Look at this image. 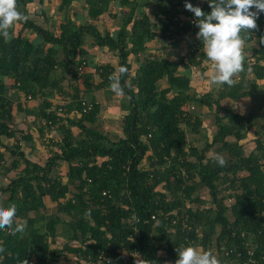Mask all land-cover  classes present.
Segmentation results:
<instances>
[{
  "label": "trees",
  "instance_id": "16d2710c",
  "mask_svg": "<svg viewBox=\"0 0 264 264\" xmlns=\"http://www.w3.org/2000/svg\"><path fill=\"white\" fill-rule=\"evenodd\" d=\"M30 1L17 0L18 10L25 13ZM146 1L147 8L156 4L152 16L162 23L163 30L175 24L177 34L189 32L190 22L180 26L173 21L179 13L194 16L186 10L185 0ZM72 2L62 0L60 10L66 13ZM188 2L193 4L195 0ZM86 3L87 17L92 19L109 12L113 3L128 9L121 17L117 35L101 32L87 22V17L78 22L65 15L57 33L29 18L15 25L10 42L0 37V175L2 172L9 181L0 185V195L8 196L6 207L16 205L15 223L24 220L27 225L24 234L0 230V245L5 248L0 253V264H21L23 259L28 264L33 260L31 264H59L61 251L52 248L49 239L55 241L61 224H67L71 241L76 242L65 249L80 264H106L98 261L102 251L110 257L109 264H136V259L144 264H175L176 248L189 245L217 251L222 264H254L250 260L264 264V143L257 140L255 150L246 154L241 142L252 129L251 118L238 113L221 114L223 100L248 98L264 81V12L257 18V29L242 33L247 37L245 44L258 39L259 46L253 48L254 61L244 62V71L234 78L235 86L223 85L217 96L212 92L200 96L193 90L190 66L209 61L201 40L195 39L198 44L185 70L168 57L145 56L140 62L148 51L147 44L157 36L140 0ZM201 8L211 12L207 0ZM191 27L197 35L196 24ZM27 30L37 34L41 43L26 38L23 32ZM88 38L95 46L116 51L118 63L98 66L102 82L90 85L85 81L86 87L104 89L110 85L111 73L120 66L128 68L121 78L122 86L131 85L124 87L125 137L117 141L98 127L101 105L83 95L79 98L75 84L71 85L73 99L56 95L63 92L55 72L70 74L75 83L81 67L90 65L85 49ZM60 54L62 61H58ZM131 56L139 60L134 74ZM249 70L251 79L247 77ZM5 78L13 80L12 88L26 98L42 100L38 111L26 109L27 114L43 121L41 133L47 128L59 129L61 138L54 143L56 150L44 164L32 161L23 149L22 141L32 142L33 136L13 127L14 105L6 94ZM54 95L61 101L51 102ZM81 99L90 101L93 108L83 112ZM188 105L215 108L218 130L203 149L188 142L183 125L191 127L193 133H198L202 125L193 112L185 111ZM59 107H63L62 113L57 112ZM17 108L22 111V104L18 103ZM3 138L14 139L15 143L10 146ZM216 145H220L218 151L227 161L224 167L209 156ZM5 152L12 157L10 165L5 163ZM145 158L149 167H143ZM62 164L67 166L65 177L58 174ZM12 172L16 176L10 178ZM202 187L209 191L211 206L199 194ZM47 198L56 204L55 214L44 212ZM227 200L232 204H226ZM88 210L90 216L86 217Z\"/></svg>",
  "mask_w": 264,
  "mask_h": 264
},
{
  "label": "rangeland",
  "instance_id": "374dc122",
  "mask_svg": "<svg viewBox=\"0 0 264 264\" xmlns=\"http://www.w3.org/2000/svg\"><path fill=\"white\" fill-rule=\"evenodd\" d=\"M61 0H48L47 3L48 7L47 8V14L49 15V17L47 16V14L45 15H39L37 16V14H34V10L37 9V11L39 12V8H40V3L38 0H35V2L33 3V7H26L25 10V15H27L29 18H34L32 19L33 21H35L38 25L44 27V28H51L53 29L55 32L59 27V24L61 23V21H63V17L67 14L69 17L72 16V18H74V20H76V17L74 14H76L75 12H79L80 11V7L79 9L75 8L74 5H72V7H69V9L67 10V12L65 13V11H61L58 10V6H59V2ZM83 0H80V6L82 4ZM141 5H146L145 3L147 2L146 0H140ZM157 8L155 3H152L150 7L147 8V11L149 15H151V20L154 23V29L157 31L158 35L161 36L162 38L159 39V42H161V44L163 45V49L161 50V48H159V50L156 49V46H158L155 42H149L151 43V47L154 48L153 50H149L151 52H146V55L141 57L140 62L142 61V59L145 56L151 57V58H162V57H168L170 60H174L178 63L181 64L180 66V70H185V68H187V66H189L186 62H188V58L189 55L191 53V51L193 49H195V47H197V42L195 41V39L197 38V35L194 34V28L187 26V28L189 29V32L187 34H177V27L175 24H171V25H167V29L168 30H163L164 26L162 25V23H160L159 21H157V19L154 18V16L152 17V13L153 11ZM142 9V8H141ZM180 10H183L182 8H179ZM78 10V11H77ZM143 10V9H142ZM81 12V11H80ZM122 12V11H120ZM74 13V14H73ZM83 13V12H82ZM122 14L124 15L125 12ZM180 14V15H179ZM178 15L175 14V17L173 18L174 22H177L179 25L183 19V14L179 13ZM66 15V16H67ZM37 16V17H36ZM161 20H163L165 23H168L167 19L160 15ZM184 20V19H183ZM113 21V20H112ZM80 22V21H78ZM119 23H121V19H115L112 22L111 27L113 26H117L119 25ZM105 23H103L104 26ZM186 24V23H184ZM178 25V26H179ZM20 31V25H17L16 27V32ZM23 35L28 38L31 39L33 41L37 43H41V38L39 39V37H37V39H35V34L33 32H31L30 30H27L26 32H23ZM93 42L92 39L88 38L85 45L87 47H90L91 43ZM155 44V46H154ZM161 46V45H160ZM259 46V40L255 39L249 43H246L244 45L243 48V55H244V62L246 63H251L253 60V56H252V52H253V48H256ZM171 53V54H170ZM62 54H60L58 61H62ZM130 62L132 64V74H134L136 72V70L139 68V60H136L135 56H131L130 57ZM182 61V62H181ZM184 62V64H183ZM115 66H117V62H113ZM106 65V64H103ZM113 65V66H114ZM98 66V63H96V65H94L93 67L96 68ZM195 67V68H194ZM191 68V80H192V87L193 90L198 94V95H204L207 94L208 92H212L215 94V96H217L219 90L221 89V87H217L214 86L210 83L209 77L213 71L212 66H211V62L210 61H206L204 62L201 66H190ZM194 68V69H193ZM82 70V69H81ZM81 70L78 71V75H79V80L76 81L75 83H73L74 81L70 78V74L66 73H61L60 71L55 72L54 73V77L58 78L60 81V84L62 85V92L60 94H56L62 98H65V100H67V98L73 99V95H75V92L73 91V89L71 88L72 84H75L76 87L79 89V95L78 97L81 98L82 97V87H84L83 85V80H84V75L82 76L81 73H83ZM94 70L92 73V77L94 75ZM247 77L249 79L253 78V75L251 73V71L249 70L247 73ZM235 79L239 78V74L237 76L234 77ZM1 79V78H0ZM5 83L8 85L7 88V95L10 97V99L13 102L14 105V119H13V125L17 128H23L24 130H27V126L25 124V120L27 119V122L30 123L29 125H34L33 127L35 128L32 129L34 131V134H36V136L34 137V141L32 142H28V145L23 144V149L26 152L27 155L30 156L31 159H34L33 157H37L38 160H40L42 163H45L46 160L49 158V156L51 155V152H53V149L55 148V142L58 140L59 136L57 133H53L52 130H50V128L45 129V134L44 137H39L38 134V130L36 129V127L38 128V124L40 123L39 121H37L36 117L33 115L32 118H29V116H32V114H27L25 111L20 112L17 108L18 103L22 104L27 110H33L35 109V107H32V101L26 100L24 94H21L20 92L18 93L15 89L12 88L14 82L13 80L10 81L9 79H5ZM260 84V89L256 92L251 94L248 98H245L241 101L235 102L232 101L230 99H226L223 100L222 103V110H221V114L223 116H226L228 114H232V113H238L242 116L245 117H249L252 120L253 126L252 129L249 130L247 138L244 139L241 144H243L244 146V150L246 154H249L251 152H253L257 146V140H261L264 143V81L259 82ZM161 86H165V82H161ZM110 93H106L105 99L107 100L106 104L107 106H121V104L123 103L124 100H127V97L125 95L121 96H116L115 93H113L112 91H109ZM54 95V98L52 101L57 102V101H61L59 100L58 96ZM69 100V99H68ZM89 100V99H88ZM42 104V100H38L37 104ZM195 109L192 110V114L194 117H199L202 120V125L199 129L198 133H193L191 127L185 126L183 125L184 129L187 132V137H188V142L189 144H192L196 147H198L199 149H203L207 140H212L214 134L217 132V126H216V118H215V108L213 109H209L208 107H200L197 105H194ZM39 107H36V111H38ZM29 115V116H27ZM120 118V117H119ZM228 120V118H226ZM66 120V119H65ZM122 119H114V120H110V128H113L111 130H113V132H116L117 129H119L120 125L122 127ZM100 125V124H99ZM100 129L101 127H105L107 128L108 126H98ZM39 129V128H38ZM75 133H77V129H73ZM51 134L53 135L51 137ZM36 139V140H35ZM3 142L7 143V144H13L15 141L14 140H8L6 138H3ZM27 143V142H25ZM34 145L36 148V150L41 151V153H38L35 155L34 153L30 152V146ZM220 145H216L212 152H210L209 156H214L215 154H221L218 149H219ZM0 149L2 150V148L0 147ZM40 149V150H39ZM6 155V160L5 163L7 165H10L11 161H12V157L10 156V154L8 152H5ZM32 155V156H31ZM222 155V154H221ZM150 163L147 160V158L144 159L143 161V167H149ZM67 171V166L62 164L59 170L60 175L65 176L64 174ZM56 174V172H54ZM245 173H240V175H244ZM3 173L1 172L0 175V185H4L7 184L9 181L3 177ZM11 176H15L14 173L11 174ZM199 194L202 195L203 198H205L206 200V205L207 206H211V198L209 195V191L206 188H201ZM7 195H0V206H4L6 207L7 204ZM47 202V208L44 210V212L49 215L51 214H55L57 212V206L55 203H52L51 201H49V199H46ZM226 204L231 205L232 201L231 200H227ZM63 218V220L66 222L68 221V218L65 217L64 215L60 214ZM31 217L34 216V214H30ZM18 223H25L26 221L21 220L18 221ZM27 232V230H26ZM50 240V244L52 248H56L58 250L61 251V260L59 262V264H80L77 263L76 259L73 258V253H71L69 250L65 249V247L68 244H76V242L71 241V231L70 228L67 226V224H61L58 225V235L55 239V241L51 242ZM198 249L202 250L203 249L201 247H198ZM213 253L215 255H217V251L213 250ZM161 254H164L163 251H161ZM82 264V263H81Z\"/></svg>",
  "mask_w": 264,
  "mask_h": 264
},
{
  "label": "clouds",
  "instance_id": "9594fccd",
  "mask_svg": "<svg viewBox=\"0 0 264 264\" xmlns=\"http://www.w3.org/2000/svg\"><path fill=\"white\" fill-rule=\"evenodd\" d=\"M211 8L210 13H205L201 7L193 6L185 0L186 10L194 14V22L198 27L197 38L202 41L203 50L211 62L212 73L210 83L221 87L235 86L234 79L244 71L243 48L246 36L242 33H252L257 29V18L264 12V0H207ZM255 8V11L252 9ZM29 17L18 10L17 0H0V37L5 43L10 42L14 36L17 23L27 22ZM264 43V38L261 39ZM128 73L126 66L118 67L109 75L110 90L116 96L124 95V87L131 88L130 84H121V78ZM214 161L224 167L226 159L221 154L213 156ZM17 207L11 204L8 207L0 206V230L8 229L12 235L24 234L27 229L25 223H15ZM90 216V210L85 213ZM5 248L0 245V253ZM178 259L175 264H222V261L212 250H200L194 246L176 248ZM21 264H28L23 259ZM136 264H144L136 259Z\"/></svg>",
  "mask_w": 264,
  "mask_h": 264
},
{
  "label": "crops",
  "instance_id": "0c3cea01",
  "mask_svg": "<svg viewBox=\"0 0 264 264\" xmlns=\"http://www.w3.org/2000/svg\"><path fill=\"white\" fill-rule=\"evenodd\" d=\"M39 1V3H40V8H39V12L37 11V9L38 8H36V10H34V14H37V16H39V15H45V14H47V8H45V7H48V0H44L43 1V3L42 2H40V0H38ZM35 2V0H31L28 4H27V6L26 7H28V6H30V7H33V3ZM48 3V4H47ZM61 4H62V0L59 2V8H58V10H60V6H61ZM87 3H86V0H83V2H82V4H81V6H80V0H73V2L71 3V5L69 6V7H72V5H74L75 6V8H77V9H79V7H80V11L79 12H75L76 14H74L75 15V17H76V21H82L84 18L86 19V17H87V11H86V5ZM73 8V7H72ZM141 8L143 9V11H147V6L145 5V6H141ZM128 9H124V8H122V7H120V6H118L117 4H111V6H110V10H109V12H107V13H105L104 15H102L101 17H99L98 19H92V18H88L87 17V22H89V23H92V24H94V25H96L97 26V28L101 31V32H106V31H108V32H110L112 35H117V33H118V31H119V29H120V24L121 23H119V25H118V27L117 26H113V27H111V25H112V22L115 20V19H121V17L123 16V14H122V12L124 13H127L128 11H127ZM78 11V10H77ZM120 11H122V12H120ZM83 12V13H82ZM67 15V14H66ZM36 16V17H37ZM47 16L49 17V15L47 14ZM65 17V16H64ZM63 17V18H64ZM67 17H69L68 15H67ZM150 17H151V15H150ZM153 17V16H152ZM71 19H73L74 20V18H72V16L70 17ZM30 19H34L33 17L32 18H30ZM113 20V21H112ZM62 22V21H61ZM153 22V21H152ZM103 23H105L104 24V26H103ZM50 30H52V31H54L53 29H51L50 28ZM156 31V30H155ZM26 32V31H25ZM32 32V31H31ZM58 32V29L56 30V33ZM157 32V31H156ZM35 34V33H34ZM37 34H35V39H37ZM160 38H162L161 36H159L158 35V33H157V36H156V38H155V40H153L152 42H157L156 44L158 45V46H156V49L157 50H159V48H161V50L163 49V45L161 44V42H159V39ZM31 40V39H30ZM151 42V43H152ZM151 43H148L147 44V48H148V51L149 50H153L154 48H152L151 47ZM161 45V46H160ZM154 46H155V44H154ZM85 49L88 51V53H89V56H88V59H87V61H88V63L90 64V65H84V66H82L81 67V71L83 72V73H81L82 74V76L84 75V80H83V85H84V87H82V94H83V96H85V98H87V99H89V100H93L95 103H98V104H100L101 105V113H100V115H99V124L102 126V124H103V126H108L107 128H105V127H101V131L105 134V135H107L112 141H117V140H119V139H121V138H124L125 136H124V133H123V129H122V127H121V125H120V127H119V129H117V131L116 132H113V130H111V129H113V128H110L109 127V125L111 124L110 123V120L112 119V120H114V119H122V118H124V116L127 114V111H125L124 109H123V103L121 104V106H118V105H115V106H112V107H110V106H107V104H106V102H107V100L105 99V96H106V93L108 92V93H110L109 91H111L110 90V86H108V87H106V88H104V89H99V90H97V89H90L89 87H86V85L85 84H87V83H85V81H88V84H90V85H95V84H98V83H101L102 82V79H101V76H100V74L99 73H97V71H96V68L98 67V66H101V65H103V64H111V65H114V63L113 62H117L118 63V56H117V53H116V51L115 52H113V51H110L108 48H106V47H99V46H95L94 45V42H92L91 43V45H90V47H87V46H85ZM161 50H159V51H161ZM147 51V52H148ZM149 52H151V51H149ZM172 61H174V60H172ZM206 62V61H205ZM96 63H98V66L96 67V68H94L93 66L94 65H96ZM115 66V65H114ZM195 68V67H194ZM193 68V69H194ZM93 70H94V75H93V77H92V73H93ZM79 76V75H78ZM88 77V78H87ZM5 79H9V78H5ZM5 79H4V81H5ZM10 81H12L11 79H9ZM7 88H8V85H7ZM7 94V93H6ZM22 94V93H21ZM105 95V96H104ZM122 97V96H121ZM26 98V97H25ZM30 99V101H32V107H35V109H36V107H39L38 105H39V103L37 104V101L38 100H32V98H26V100H29ZM52 100H53V98L52 99H50V101L52 102ZM23 106V105H22ZM20 112H23V111H25L26 112V108L23 106V110L21 111V110H19ZM27 113V112H26ZM13 114H14V111H13ZM27 116H29V115H27ZM33 117V115L32 116H29V118H32ZM120 117V118H119ZM37 120V119H36ZM38 121V120H37ZM41 123H43V121L41 120V122L38 124V128L40 127V124ZM25 124H26V126H27V130H24V127L23 128H17V127H15L14 125H13V127L16 129V130H19V131H24L25 133H27V134H31L32 136H33V141H34V137L36 136V134H34V131L32 130V129H34L35 130V128L33 127L34 125H29L30 123H28L27 122V119L25 120ZM37 127H36V129L38 130V134H39V137H44V135L46 136V134H45V132L44 133H41L40 132V128L38 129ZM52 132L53 133H57L58 134V136H59V138H61V134H60V132H59V129L58 128H55V129H52ZM53 135L51 134V137H52ZM20 138H21V134H20V136H19ZM58 138V139H59ZM9 140H11V139H9ZM12 140H14V139H12ZM36 140V139H35ZM15 141V140H14ZM15 143V142H14ZM13 143V144H14ZM30 143V142H29ZM12 144V145H13ZM23 144H26V145H28V142L27 143H25V141H22V145ZM10 146H11V144H10ZM36 148L37 147H35L34 145H31L30 146V152L31 153H34L35 152V155L37 154V152L38 153H41V151H38V150H36ZM40 150V149H39ZM54 150H56V148H54ZM29 158H30V156L29 155H27ZM32 156V155H31ZM34 159H31L32 161H35V162H38V163H41V164H44V163H42L40 160H38V158L37 157H33ZM65 165V164H64ZM67 172V171H66ZM12 173H14L15 174V176H16V172H12ZM12 173H10V174H8V176L10 177V178H13V177H15V176H11V174ZM66 174V173H65ZM64 174V175H65ZM65 177V176H64ZM6 197H8V196H6Z\"/></svg>",
  "mask_w": 264,
  "mask_h": 264
},
{
  "label": "built area",
  "instance_id": "2783aa9c",
  "mask_svg": "<svg viewBox=\"0 0 264 264\" xmlns=\"http://www.w3.org/2000/svg\"><path fill=\"white\" fill-rule=\"evenodd\" d=\"M206 0H195V2L193 3L194 6L197 5V4H200L201 7H203L204 3H205ZM184 19V20H183ZM183 19L182 21H188L191 23L192 26L195 25V22H194V16H191V15H183ZM183 22L180 23V26L183 25ZM62 105H65V103L61 102ZM81 105H82V111L83 112H88L89 110H91L93 108L92 104L90 101L86 100V99H81ZM195 107L194 105H188L186 108H185V111H187L188 113L192 112V110H194ZM57 112L59 113H62L63 112V107H59L57 109ZM80 113L78 112V115ZM104 194H106L104 192ZM134 220L136 218H133ZM1 261V260H0ZM98 261H100L101 263H106V264H109L111 259L109 256H107L106 252L102 251L100 252L99 256H98ZM252 263L254 264H258L255 260H250ZM35 262L34 260L33 261H30L29 263H33ZM244 264H247V263H244Z\"/></svg>",
  "mask_w": 264,
  "mask_h": 264
}]
</instances>
